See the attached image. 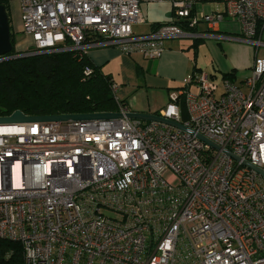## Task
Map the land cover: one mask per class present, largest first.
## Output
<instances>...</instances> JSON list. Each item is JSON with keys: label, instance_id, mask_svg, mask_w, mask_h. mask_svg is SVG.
Segmentation results:
<instances>
[{"label": "built area", "instance_id": "built-area-1", "mask_svg": "<svg viewBox=\"0 0 264 264\" xmlns=\"http://www.w3.org/2000/svg\"><path fill=\"white\" fill-rule=\"evenodd\" d=\"M18 2L31 45L0 62L106 46L155 60L165 40L225 19L239 38H214L254 49L242 81L191 69L168 94L156 116L192 134L128 119L114 83L121 118L0 123V239L21 245V264H264V179L244 165L264 170V0L211 14L173 1V22L148 36L132 32L139 0Z\"/></svg>", "mask_w": 264, "mask_h": 264}, {"label": "crops", "instance_id": "crops-1", "mask_svg": "<svg viewBox=\"0 0 264 264\" xmlns=\"http://www.w3.org/2000/svg\"><path fill=\"white\" fill-rule=\"evenodd\" d=\"M139 0L144 18L143 24L132 27L135 36H148L158 27L168 25L174 20L173 1L190 0ZM194 12L205 14L223 13V0H193ZM6 6L11 33L15 36V27L20 25L18 0H0ZM194 36L164 41V52L159 59L147 60L136 53L130 56L122 54L115 47H98L90 49L87 59L94 68L109 77L116 85L115 97L133 113L157 115L168 103V94L182 86L184 76L191 69L222 76L233 73L235 66L228 64L231 52L246 44L237 40L215 39L214 36L239 38L240 28L237 22L225 19L215 27L198 25L190 32ZM202 38H195V35ZM203 35H209L204 38ZM189 40L191 42H184ZM233 42V43H232ZM193 44L197 46L194 52ZM248 45V44H247ZM15 50H21L15 46ZM223 67L225 70L218 74ZM231 71V72H230ZM250 75V72L239 82Z\"/></svg>", "mask_w": 264, "mask_h": 264}, {"label": "trees", "instance_id": "trees-1", "mask_svg": "<svg viewBox=\"0 0 264 264\" xmlns=\"http://www.w3.org/2000/svg\"><path fill=\"white\" fill-rule=\"evenodd\" d=\"M11 44L12 50L7 56L16 52L13 33ZM192 47L196 53L197 46ZM86 67L92 69L87 77L83 74ZM223 77L234 80L233 73ZM112 83L87 57L77 60L72 53L10 58L0 62V118L15 111L27 116L113 112L117 105ZM21 263V245L0 239V264Z\"/></svg>", "mask_w": 264, "mask_h": 264}, {"label": "water", "instance_id": "water-1", "mask_svg": "<svg viewBox=\"0 0 264 264\" xmlns=\"http://www.w3.org/2000/svg\"><path fill=\"white\" fill-rule=\"evenodd\" d=\"M12 50L11 44V30L9 25V18L6 12L5 6L0 5V57L8 55ZM128 119L138 120V121H155L161 122L164 124H168L173 126L177 129L183 130L189 134L193 132L184 127L181 124L172 122L167 119H163L157 117L156 115H148V114H141V113H128L126 115ZM114 118H121L120 114L117 113H93V114H81V115H54V116H27L20 111H15L8 117H1L0 123H26V122H50V121H89V120H106V119H114ZM201 141L210 144L205 138L202 136H197ZM213 146V145H211ZM229 156H231L234 160H239L236 156L232 155L231 153L225 151ZM245 166L249 167L250 169L254 170L258 174H260L264 179V170L259 169L255 166L250 165L249 163L245 162Z\"/></svg>", "mask_w": 264, "mask_h": 264}, {"label": "rangeland", "instance_id": "rangeland-1", "mask_svg": "<svg viewBox=\"0 0 264 264\" xmlns=\"http://www.w3.org/2000/svg\"><path fill=\"white\" fill-rule=\"evenodd\" d=\"M168 1L171 4V1L169 0H165ZM20 10V9H19ZM19 21H20V25H16V29H15V36H14V46H18L21 49L24 48H28L30 47V43H29V38L26 37L25 35H23L22 32V24H21V12L19 13ZM186 43L191 42L189 40H182ZM233 43V42H232ZM234 45L239 46V48L233 50L231 52V55L229 56L228 59V64L230 66H235L234 70H235V75H236V82H239V79H241L242 77L244 78L245 76H247L249 74V72L251 71V67L253 64V59H254V49L252 46L247 45V44H242V43H236ZM260 54L262 56H264V48L260 49ZM219 75L221 73L224 72V68L221 67L219 68ZM231 72V71H230ZM217 77H221V76H217ZM220 78H217V82H219Z\"/></svg>", "mask_w": 264, "mask_h": 264}]
</instances>
